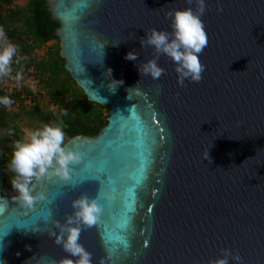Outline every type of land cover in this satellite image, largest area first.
<instances>
[{
    "label": "water",
    "instance_id": "water-1",
    "mask_svg": "<svg viewBox=\"0 0 264 264\" xmlns=\"http://www.w3.org/2000/svg\"><path fill=\"white\" fill-rule=\"evenodd\" d=\"M46 4L66 71L89 102L109 108L97 136L64 144L80 156L70 178L88 158L107 169L105 219L113 229L123 225L118 235L130 244L113 258L100 223L83 228L79 242L92 264H208L224 248L239 253L241 264H264V0H206V70L201 82L184 86L165 56L159 79L140 76L137 66L155 55L140 39L151 29L171 31L167 13L195 9V2ZM132 51L136 61L125 59ZM4 156L0 143V260L60 264L67 254L50 233L58 234L73 200H94L99 186L63 188L60 178L45 176L31 185L29 207L3 193ZM53 180L56 191L49 190Z\"/></svg>",
    "mask_w": 264,
    "mask_h": 264
},
{
    "label": "clouds",
    "instance_id": "clouds-1",
    "mask_svg": "<svg viewBox=\"0 0 264 264\" xmlns=\"http://www.w3.org/2000/svg\"><path fill=\"white\" fill-rule=\"evenodd\" d=\"M187 2L190 5L195 2V9L189 7L183 10L175 9L167 13L171 31L151 29L140 39L141 47L149 46L155 54L153 59L137 66L140 76L149 75L153 79H159L165 69L159 66L158 60L160 56H165L173 63L174 71L177 74V83L180 86H184L186 81L201 82L202 73L206 70V66L200 61V55L208 44L205 24L202 19L207 4L206 0H187ZM218 11H222V8ZM106 46L101 45L103 50ZM137 57L132 51L127 53L125 59L136 61ZM14 58L17 64L23 59L18 55L17 46L10 43L3 29H0V78L11 77ZM108 71L111 72V69ZM13 78L16 81L23 80L22 72H17ZM119 82H121L120 85L123 83V81ZM116 89L112 92H115ZM12 103L10 97H0V104L5 107ZM61 115L67 116V110H61ZM8 134L11 135L12 131L9 130ZM64 143L63 120H60L56 126L45 124L40 129L29 131L24 139L13 142L12 158L8 167L15 173V176L10 180V184L21 204L29 207L32 205L31 185L34 181H39L45 176H55L62 181L69 180L70 166L78 163L80 156L75 152L66 151ZM39 198L43 199V197ZM71 208L73 211L65 218L64 223H56L58 234L50 233L55 237V243L62 247L67 254L60 264H92L91 253L79 242L80 233L83 228L90 227L98 221L102 209L95 200L90 199L87 195H81L73 200ZM3 243L4 238L0 240V244ZM4 250V247H0V252ZM33 258L34 256L29 260ZM230 260L235 264H241L242 257L239 253L224 248L221 249V255L216 259H210L208 264H230ZM0 264H5V262L0 260ZM41 264L44 262L41 261ZM48 264H56V262L49 261ZM101 264L104 262L101 261Z\"/></svg>",
    "mask_w": 264,
    "mask_h": 264
},
{
    "label": "trees",
    "instance_id": "trees-1",
    "mask_svg": "<svg viewBox=\"0 0 264 264\" xmlns=\"http://www.w3.org/2000/svg\"><path fill=\"white\" fill-rule=\"evenodd\" d=\"M0 29L8 41L18 48L20 62L13 60V72H22L28 95L23 101L20 95L10 97V107L0 104V129L5 130L7 139L0 138L4 150L5 181L4 194H14L10 180L15 173L8 167L13 152V142L20 140L16 122L20 117L38 118L53 122L56 126L63 120L65 143L78 135L95 137L106 126L109 108L89 102L83 91L72 80L65 69V60L60 57L59 41L55 37L58 23L52 19L46 0H0ZM55 45L43 56L37 51L47 43ZM6 96L0 94V97ZM61 110L68 115L62 116ZM12 134L9 135L8 131ZM64 143V144H65Z\"/></svg>",
    "mask_w": 264,
    "mask_h": 264
},
{
    "label": "snow or ice",
    "instance_id": "snow-or-ice-1",
    "mask_svg": "<svg viewBox=\"0 0 264 264\" xmlns=\"http://www.w3.org/2000/svg\"><path fill=\"white\" fill-rule=\"evenodd\" d=\"M81 7H86V5H81ZM107 173V169L103 165L93 164L91 158L85 160V162L76 167V170L72 173V176L67 181L60 182L63 188H72L76 184H83L87 182H96L99 186L100 194L95 197V201L101 207L102 211L99 219L94 226L99 222L101 225V233L105 247L112 253L113 258L120 252H126L129 247V241L127 237L123 235H118L119 228L123 225L118 226L117 229L110 227L105 219V214L109 208V200L106 196V189L108 188V181L104 178ZM98 182V183H97ZM55 180L51 181L49 184L50 191H56ZM45 217L48 218L49 214L47 211L44 213ZM35 219V217H33ZM15 226V225H13Z\"/></svg>",
    "mask_w": 264,
    "mask_h": 264
},
{
    "label": "rangeland",
    "instance_id": "rangeland-1",
    "mask_svg": "<svg viewBox=\"0 0 264 264\" xmlns=\"http://www.w3.org/2000/svg\"><path fill=\"white\" fill-rule=\"evenodd\" d=\"M25 2H26V0L23 1V3H25ZM23 3L21 2V4H23ZM54 45H55V42L47 43L43 48H41L39 51H37V55L43 56L47 52V50L49 48L53 47ZM45 124L55 126L53 124V122H46V121H43V120L38 119V118H28L26 116L20 117L19 120L16 122V126L18 127L19 133H20V140L25 138L27 132L40 129ZM0 138L3 140L7 139V134H6L5 130H3V129H0ZM11 158H12V154H11ZM6 195H8V194H6ZM9 195L13 196V195H17V194L14 193V194H9Z\"/></svg>",
    "mask_w": 264,
    "mask_h": 264
},
{
    "label": "built area",
    "instance_id": "built-area-1",
    "mask_svg": "<svg viewBox=\"0 0 264 264\" xmlns=\"http://www.w3.org/2000/svg\"><path fill=\"white\" fill-rule=\"evenodd\" d=\"M2 9V3L0 1V13ZM16 73L12 72L11 77L0 78V94H4L8 97H12L15 95H20V98L23 101H27L29 98L28 95L23 91L25 86V81H16L13 77H15ZM10 107V106H7Z\"/></svg>",
    "mask_w": 264,
    "mask_h": 264
},
{
    "label": "crops",
    "instance_id": "crops-1",
    "mask_svg": "<svg viewBox=\"0 0 264 264\" xmlns=\"http://www.w3.org/2000/svg\"><path fill=\"white\" fill-rule=\"evenodd\" d=\"M22 3H23V1H22Z\"/></svg>",
    "mask_w": 264,
    "mask_h": 264
}]
</instances>
